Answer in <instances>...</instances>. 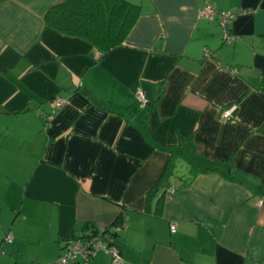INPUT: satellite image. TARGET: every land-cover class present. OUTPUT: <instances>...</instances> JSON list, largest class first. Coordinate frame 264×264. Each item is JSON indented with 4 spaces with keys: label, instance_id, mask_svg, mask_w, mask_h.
<instances>
[{
    "label": "crops",
    "instance_id": "obj_1",
    "mask_svg": "<svg viewBox=\"0 0 264 264\" xmlns=\"http://www.w3.org/2000/svg\"><path fill=\"white\" fill-rule=\"evenodd\" d=\"M128 1L102 57L45 25L56 0H0V264L123 219L122 264H264V0ZM207 6L234 14L231 44Z\"/></svg>",
    "mask_w": 264,
    "mask_h": 264
},
{
    "label": "trees",
    "instance_id": "obj_2",
    "mask_svg": "<svg viewBox=\"0 0 264 264\" xmlns=\"http://www.w3.org/2000/svg\"><path fill=\"white\" fill-rule=\"evenodd\" d=\"M139 16L140 6L128 0H56L46 12L44 22L48 28L66 37L86 41L103 57L124 43ZM172 159L162 173V180L171 174ZM116 223L118 221L114 222ZM97 232L102 239H111L112 244L117 246L116 238L119 233L114 234L109 228L98 230L92 227L90 232L80 233L75 237Z\"/></svg>",
    "mask_w": 264,
    "mask_h": 264
},
{
    "label": "built area",
    "instance_id": "obj_3",
    "mask_svg": "<svg viewBox=\"0 0 264 264\" xmlns=\"http://www.w3.org/2000/svg\"><path fill=\"white\" fill-rule=\"evenodd\" d=\"M233 13L220 12L210 6L205 7L202 10V16L206 19L218 20L222 28L223 43L229 45L234 41V36L231 35L228 31V22L233 17ZM135 99L139 107H144L147 104L144 94L141 91H137L135 94ZM63 104V99H56L55 105L57 107ZM236 110L235 105H231L227 109L223 110L220 114V118L224 121L232 119L233 113ZM174 190H170V193H173ZM262 200L259 199L256 202V205L259 207L262 205ZM126 222L125 220H120L118 223L111 225L109 230L116 234L125 229ZM170 231L175 232V225L170 226ZM13 241L11 234H6L4 237V242L10 244ZM103 251L110 255L111 264H122V259L119 254V250L116 245L112 244V240L108 239L105 241L101 238L100 234L91 233L89 236L75 237L71 241L66 242L61 250L60 255L55 262L51 264H86L90 259H92L98 252ZM4 251L1 249L0 253Z\"/></svg>",
    "mask_w": 264,
    "mask_h": 264
},
{
    "label": "rangeland",
    "instance_id": "obj_4",
    "mask_svg": "<svg viewBox=\"0 0 264 264\" xmlns=\"http://www.w3.org/2000/svg\"><path fill=\"white\" fill-rule=\"evenodd\" d=\"M3 247H4V250H5V251H10V248H11L10 245H8V244H3Z\"/></svg>",
    "mask_w": 264,
    "mask_h": 264
}]
</instances>
